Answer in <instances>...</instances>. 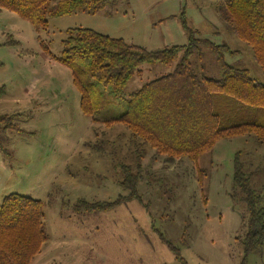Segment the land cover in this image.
Returning <instances> with one entry per match:
<instances>
[{"label":"rangeland","instance_id":"obj_1","mask_svg":"<svg viewBox=\"0 0 264 264\" xmlns=\"http://www.w3.org/2000/svg\"><path fill=\"white\" fill-rule=\"evenodd\" d=\"M223 1L116 0L96 14L48 16V26L41 28L0 9V89L5 90L0 115H13L19 129L1 130L0 203L11 193L43 202L48 240L30 264H264V245L246 252L247 203L233 182L238 156L249 188L264 201V141L254 134L236 136L218 140L198 162L169 160L123 124L105 125L122 111L116 101L101 99L103 107L85 115L71 69L54 58L61 55L67 30L78 27L147 50L186 47L192 37H201L228 44L233 53L226 61L264 82L251 48L219 17ZM200 50L201 57L191 56L195 72L219 78L212 53ZM174 65L142 64L126 95L169 74ZM228 107L226 117L233 122L264 123V109ZM122 165L139 170L143 203L79 211L80 200L110 203L128 194L118 184Z\"/></svg>","mask_w":264,"mask_h":264},{"label":"trees","instance_id":"obj_2","mask_svg":"<svg viewBox=\"0 0 264 264\" xmlns=\"http://www.w3.org/2000/svg\"><path fill=\"white\" fill-rule=\"evenodd\" d=\"M116 0H0V9H7L29 20L37 28L48 26L47 17L65 16L76 12L96 14ZM219 17L233 33L252 50L254 59L264 73V0H224L219 2ZM191 31L190 29H188ZM193 35V33H191ZM62 52L55 60L69 67L73 83L80 92V108L92 116L99 100L116 101L122 108L107 126L118 123L132 136L152 147L167 159L185 158L198 162L221 139L254 134L264 141V123L226 117L228 105L248 109H264V82L250 77L247 70L226 61L233 50L228 44L207 38L192 37L186 47L147 50L122 38L112 37L91 28H72L62 41ZM201 48L209 50L220 67L219 78L198 75L191 56ZM48 53H51L46 48ZM54 56V55H53ZM174 65L169 74L160 76L126 95L125 87L142 64ZM5 92L0 89V95ZM13 115H0L1 130L17 129ZM94 122L98 119L93 117ZM2 148V147H0ZM142 153L136 156L141 168ZM138 158V159H137ZM123 178L118 182L127 195L113 202L90 203L80 200L79 211L100 212L137 200L143 203L137 189L139 170L122 165ZM203 171H199L202 183ZM243 164L237 156L233 175L234 185L245 194L248 209L247 231L243 239L246 252L264 245V201L249 188ZM43 202L29 196L11 193L0 203V264H30L48 240ZM162 240L175 249L162 234ZM180 260L181 256L176 257Z\"/></svg>","mask_w":264,"mask_h":264}]
</instances>
